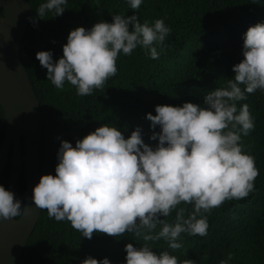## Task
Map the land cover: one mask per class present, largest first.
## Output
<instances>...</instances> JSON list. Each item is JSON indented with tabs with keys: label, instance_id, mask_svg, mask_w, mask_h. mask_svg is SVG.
I'll return each mask as SVG.
<instances>
[{
	"label": "clouds",
	"instance_id": "1",
	"mask_svg": "<svg viewBox=\"0 0 264 264\" xmlns=\"http://www.w3.org/2000/svg\"><path fill=\"white\" fill-rule=\"evenodd\" d=\"M143 0H128L139 9ZM67 0H44L36 18L48 12L59 16ZM52 16V17H53ZM131 25V29L130 26ZM170 28L163 19L149 24L138 17L114 14L112 22L99 21L90 29L70 30L63 55L53 61L52 52L38 51L36 59L47 69V80L57 89L65 82L77 95H90L117 73L119 54L131 55L138 46L153 59ZM243 59L233 65L234 77L226 85L205 94L202 104L156 105L155 115L147 113L151 127L159 126L145 143L139 127L128 138L117 127L102 124L75 146L61 141L55 175L40 177L32 190L35 206L50 218L67 220L91 239L94 233L117 237L125 232L144 241L165 240L170 249L182 245V233L206 236V213L225 200L243 199L254 191L258 176L254 157L241 144V136L254 128L249 105L237 102L246 93L264 92V22L249 26L243 36ZM243 86V88L241 87ZM191 204L185 217L181 204ZM28 206L0 185V220L24 214ZM175 210L172 223L168 217ZM160 225L159 231L154 230ZM126 264H193L178 262L167 250L156 252L148 243L125 245ZM232 254L219 264H229ZM80 264H111L108 258L91 256Z\"/></svg>",
	"mask_w": 264,
	"mask_h": 264
},
{
	"label": "trees",
	"instance_id": "2",
	"mask_svg": "<svg viewBox=\"0 0 264 264\" xmlns=\"http://www.w3.org/2000/svg\"><path fill=\"white\" fill-rule=\"evenodd\" d=\"M29 2L32 15L22 38L21 59L41 102V176L55 175L61 141L75 146L77 140L102 124L117 127L125 138L139 127L145 143L155 147L158 140L150 137L160 129L151 127L146 114L155 115L156 105L202 104L208 91L225 86L227 79L234 77L232 68L243 59V36L248 27L264 22V0H143L136 10L130 8L128 0H67L63 14L53 16L48 12L44 19L36 18V9L44 0ZM114 14H135L141 23L149 24L163 19L170 32L156 46L158 58H150L139 46L131 55L119 54L116 75L90 95H77L75 87L67 82L60 89L52 85L36 53L50 50L55 61L63 55L70 30L79 26L90 29L101 20L112 22ZM245 95L237 108L249 105L254 128L242 135L240 142L254 157L259 172L255 190L243 199L225 200L206 213V236L182 233L178 249L168 248L163 239L146 242L129 232L117 237L94 233L88 239L67 220L50 218L42 209L19 264H80L89 256L108 258L111 264H126L128 243H148L157 253L167 250L178 262L190 259L193 264H219L231 253L229 264H264V92ZM3 115L0 103V123ZM3 135L1 132L0 143ZM10 171L8 164L0 177V185L5 188ZM25 191L23 172L16 197L23 204ZM178 207L185 209V217L192 210L191 204ZM159 219L174 222L175 210ZM159 229L158 224L153 234Z\"/></svg>",
	"mask_w": 264,
	"mask_h": 264
},
{
	"label": "water",
	"instance_id": "3",
	"mask_svg": "<svg viewBox=\"0 0 264 264\" xmlns=\"http://www.w3.org/2000/svg\"><path fill=\"white\" fill-rule=\"evenodd\" d=\"M0 103L6 126L0 147V176L7 164L14 141L11 175L7 190L16 198L23 166L26 173L28 210L17 217L0 220V264H19L23 250L38 222L42 209L31 200L32 190L41 177L43 114L41 102L30 83L21 59L22 38L32 15L29 0H0ZM25 156L22 155L21 137Z\"/></svg>",
	"mask_w": 264,
	"mask_h": 264
},
{
	"label": "flooded vegetation",
	"instance_id": "4",
	"mask_svg": "<svg viewBox=\"0 0 264 264\" xmlns=\"http://www.w3.org/2000/svg\"><path fill=\"white\" fill-rule=\"evenodd\" d=\"M0 19H3V14L0 16ZM4 114H5V112H4ZM3 118H4V115H3ZM3 118H2V120H1V122L3 121ZM1 124V123H0ZM5 131H6V126H4L3 127V129L1 130V132H3V139H2V141H1V143H0V147H1V145H2V143H3V141H4V139H5ZM0 132V133H1ZM21 142H22V155H23V157L25 156V153H26V150H25V145H24V138H23V136L21 137ZM13 155H14V141H13V143L11 144V147H10V150H9V154H8V161H7V164H6V166H5V168L7 167V165L8 164H10V170H11V167H12V159H13ZM5 168H4V170H5ZM4 170H3V172H4ZM3 172H2V174H3ZM23 172H24V174H25V177H26V173H25V167L23 166V169H22V173H21V176H22V174H23ZM2 174H1V176H2ZM10 175H11V171H10ZM0 176V177H1ZM21 176H20V179H21ZM10 179V178H9ZM19 183H20V181H19ZM8 186V185H7ZM26 186H27V183H26ZM7 189V188H6ZM18 190H19V188H18ZM26 192V191H25ZM17 195H18V193H17ZM17 197V196H16ZM25 203H26V200H25ZM17 217V216H16ZM18 218V217H17Z\"/></svg>",
	"mask_w": 264,
	"mask_h": 264
},
{
	"label": "rangeland",
	"instance_id": "5",
	"mask_svg": "<svg viewBox=\"0 0 264 264\" xmlns=\"http://www.w3.org/2000/svg\"><path fill=\"white\" fill-rule=\"evenodd\" d=\"M3 23V19H0V24Z\"/></svg>",
	"mask_w": 264,
	"mask_h": 264
}]
</instances>
